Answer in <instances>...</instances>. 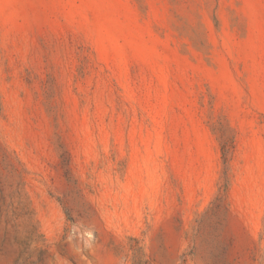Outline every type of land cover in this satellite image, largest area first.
<instances>
[{
  "label": "rangeland",
  "instance_id": "obj_1",
  "mask_svg": "<svg viewBox=\"0 0 264 264\" xmlns=\"http://www.w3.org/2000/svg\"><path fill=\"white\" fill-rule=\"evenodd\" d=\"M0 264H264V0H0Z\"/></svg>",
  "mask_w": 264,
  "mask_h": 264
}]
</instances>
